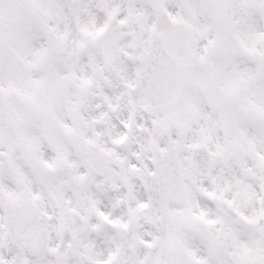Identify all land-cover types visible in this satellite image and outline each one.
<instances>
[{"label": "snow or ice", "instance_id": "6c2138e0", "mask_svg": "<svg viewBox=\"0 0 264 264\" xmlns=\"http://www.w3.org/2000/svg\"><path fill=\"white\" fill-rule=\"evenodd\" d=\"M0 264H264V0H0Z\"/></svg>", "mask_w": 264, "mask_h": 264}]
</instances>
